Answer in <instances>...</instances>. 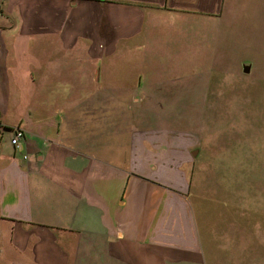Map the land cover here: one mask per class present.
<instances>
[{
  "label": "crops",
  "instance_id": "0c3cea01",
  "mask_svg": "<svg viewBox=\"0 0 264 264\" xmlns=\"http://www.w3.org/2000/svg\"><path fill=\"white\" fill-rule=\"evenodd\" d=\"M225 1L0 0V264H130L119 244L145 239L147 209L186 211L188 130L139 93L154 86L147 63L194 62ZM176 226L168 238L187 250ZM206 234L195 227L193 263L213 243L227 262L264 263L263 207Z\"/></svg>",
  "mask_w": 264,
  "mask_h": 264
},
{
  "label": "rangeland",
  "instance_id": "374dc122",
  "mask_svg": "<svg viewBox=\"0 0 264 264\" xmlns=\"http://www.w3.org/2000/svg\"><path fill=\"white\" fill-rule=\"evenodd\" d=\"M223 11L209 22L207 46H197L194 62L174 56L171 63L146 65L154 86L139 95L149 98L148 112L188 130V206L184 213L170 206L147 209L145 239L119 244L130 264H195V227L202 244L207 228H224L236 207L264 209V0H226ZM121 116L113 113V126ZM158 186L156 196L168 195L167 187ZM134 209L137 228L144 219L142 209ZM175 222L181 237H193L187 250L168 238ZM199 250L204 264H238L227 262L228 252L216 243Z\"/></svg>",
  "mask_w": 264,
  "mask_h": 264
},
{
  "label": "built area",
  "instance_id": "2783aa9c",
  "mask_svg": "<svg viewBox=\"0 0 264 264\" xmlns=\"http://www.w3.org/2000/svg\"><path fill=\"white\" fill-rule=\"evenodd\" d=\"M2 127V126H0ZM10 132H11V144L14 146V147H17L19 148L21 142H22V139L24 137V131L22 129V127L20 126H14L12 128H10ZM27 156H24V158H26Z\"/></svg>",
  "mask_w": 264,
  "mask_h": 264
},
{
  "label": "water",
  "instance_id": "95a60500",
  "mask_svg": "<svg viewBox=\"0 0 264 264\" xmlns=\"http://www.w3.org/2000/svg\"><path fill=\"white\" fill-rule=\"evenodd\" d=\"M244 71H245V72L250 71V66H246V67H244Z\"/></svg>",
  "mask_w": 264,
  "mask_h": 264
}]
</instances>
